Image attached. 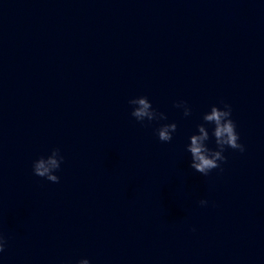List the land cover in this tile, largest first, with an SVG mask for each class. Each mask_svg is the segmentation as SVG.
Here are the masks:
<instances>
[{
  "label": "water",
  "instance_id": "1",
  "mask_svg": "<svg viewBox=\"0 0 264 264\" xmlns=\"http://www.w3.org/2000/svg\"><path fill=\"white\" fill-rule=\"evenodd\" d=\"M221 101L246 151L204 176ZM0 233V264H264V0H0Z\"/></svg>",
  "mask_w": 264,
  "mask_h": 264
},
{
  "label": "clouds",
  "instance_id": "2",
  "mask_svg": "<svg viewBox=\"0 0 264 264\" xmlns=\"http://www.w3.org/2000/svg\"><path fill=\"white\" fill-rule=\"evenodd\" d=\"M223 108L212 106L211 110L204 114V123L197 125L198 134L190 137V144L187 151L191 154L192 162L190 167L200 174L207 176L213 169L221 168V164L227 161L224 152L227 148L239 150L241 153L246 151L244 144L240 143V135L237 132L236 122L232 119V106L221 101ZM129 104L134 106L131 115L138 121L152 122L154 120H167V115L153 108L152 103L146 96H141L129 100ZM177 108H183L184 115L190 116L192 109L187 101H177ZM208 124L214 125L212 136L215 137L217 149H210L207 141L210 139ZM157 135L162 142H171L173 133L177 131V124H164L157 130ZM64 156L59 148H54L51 155L47 158L41 156L33 163V173L36 176L46 178L53 183H59L60 177L55 173L60 169ZM221 170H223L221 168ZM207 200H201V205H207ZM7 239L0 233V253L4 252ZM78 264H91L85 258L78 261Z\"/></svg>",
  "mask_w": 264,
  "mask_h": 264
}]
</instances>
